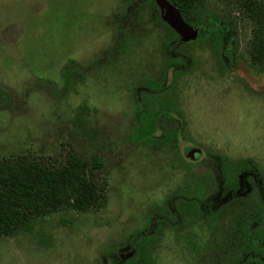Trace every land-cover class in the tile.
Instances as JSON below:
<instances>
[{
    "label": "rangeland",
    "instance_id": "obj_1",
    "mask_svg": "<svg viewBox=\"0 0 264 264\" xmlns=\"http://www.w3.org/2000/svg\"><path fill=\"white\" fill-rule=\"evenodd\" d=\"M155 1L0 0V163H77L95 189L81 211L0 235V264H108L109 248L126 260L131 233L157 222L151 264H239L244 231L264 262V60L246 9L264 0H197L189 41ZM207 13L227 20L221 42L202 33ZM135 108L156 114L151 146L131 140ZM222 157L252 166L232 188Z\"/></svg>",
    "mask_w": 264,
    "mask_h": 264
},
{
    "label": "trees",
    "instance_id": "obj_2",
    "mask_svg": "<svg viewBox=\"0 0 264 264\" xmlns=\"http://www.w3.org/2000/svg\"><path fill=\"white\" fill-rule=\"evenodd\" d=\"M167 1L178 9L181 17L188 25H196L193 23V11L196 9L197 0ZM148 5L153 7L151 1ZM246 9L248 16L256 19L259 23L256 43L254 42L253 46L256 58L262 61L264 60V6L247 1ZM205 17L206 25L203 26L202 33L213 36V38L217 36L216 40L221 42L222 37L219 36L228 32L227 20L211 13H207ZM228 40L232 41L230 38ZM134 113L136 126L132 129L131 140L134 143L139 142L151 146L155 143L156 114L145 110L139 111L137 108L134 109ZM178 133V131L173 132L170 138L176 140ZM186 158L190 159L188 156ZM76 165L80 169H84V166L77 163ZM94 167L92 165V168ZM251 167L243 160L231 162L222 157L219 163V172L229 187L232 188L238 177ZM82 170L78 171L71 166L62 171H53L21 159L2 161L0 163V235L10 234L20 223L27 224L30 217L39 213H52L60 207H67L76 211L85 209L93 200L95 189L93 185L86 182ZM91 170L89 168V171ZM198 197V194L191 196L190 193L184 201L183 208L192 211L197 205ZM191 198L194 200H189ZM260 202L261 199L258 197L256 207L261 208ZM257 212L258 210L254 211L253 221L256 220ZM214 218L215 214L213 213L207 217L208 221ZM159 231L160 222H157L155 231L151 236L141 230L133 231L125 242L132 253V256L126 260L118 258L116 248L105 249L101 253V258H104L108 264H151L150 251L157 242ZM246 240V232L244 231L241 245L238 248L239 264H264L261 261L263 257L255 252L259 250L253 246L251 241L246 243Z\"/></svg>",
    "mask_w": 264,
    "mask_h": 264
},
{
    "label": "water",
    "instance_id": "obj_3",
    "mask_svg": "<svg viewBox=\"0 0 264 264\" xmlns=\"http://www.w3.org/2000/svg\"><path fill=\"white\" fill-rule=\"evenodd\" d=\"M155 4L157 5L161 20L173 30L183 41L192 40L196 32L190 28V26L183 20L178 9L170 4L167 0H156ZM199 154L198 149H186L183 155L189 158H192L194 155Z\"/></svg>",
    "mask_w": 264,
    "mask_h": 264
},
{
    "label": "flooded vegetation",
    "instance_id": "obj_4",
    "mask_svg": "<svg viewBox=\"0 0 264 264\" xmlns=\"http://www.w3.org/2000/svg\"><path fill=\"white\" fill-rule=\"evenodd\" d=\"M194 156H195V155H194ZM194 156H193V157H194ZM193 157H192V158H193Z\"/></svg>",
    "mask_w": 264,
    "mask_h": 264
}]
</instances>
